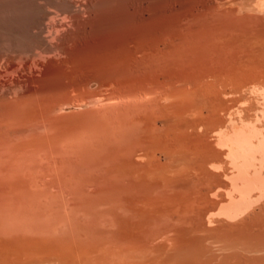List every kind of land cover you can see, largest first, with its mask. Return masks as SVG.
<instances>
[{
  "label": "bare ground",
  "instance_id": "6f19581e",
  "mask_svg": "<svg viewBox=\"0 0 264 264\" xmlns=\"http://www.w3.org/2000/svg\"><path fill=\"white\" fill-rule=\"evenodd\" d=\"M95 1L96 0H88L87 2L84 1L83 3L80 1L82 3V5L84 6L83 10H85V12L87 13V16L89 18L93 16V15H91V13L94 11V8H92V6L94 3H96ZM153 1H155V0H153ZM74 2L75 1H72L71 3H74ZM155 2L154 3L150 2L149 5L147 4L146 6H144L141 4L142 1L140 0L139 2H137V4L134 3L136 5V6L134 5L136 8H134V10L130 14L127 12L128 14L126 15V17L121 18V19L118 17L119 19H116V20L109 19V20H107V22H104V21L101 22V23L107 24V26H104L106 28L104 30H108V31H105L107 33L100 34L98 36H95L92 39L89 37L90 40L87 41L86 43H84L83 45L79 46L74 53H68L69 50H68V52H66L63 49L61 51V48L59 47L60 52L57 54L62 53V55L64 54L63 56L65 59L66 58H67V60L72 59V61H74V63L77 64L76 66H78V69L83 74L81 76H83L84 81L81 80V86H84L86 84L88 85V83H90L89 82L90 80H95L98 83V92L97 91L92 92L89 89H88L89 91H85L83 89V87L80 88L81 86L77 87L76 89L72 86L74 89L71 87V90L69 92H67V90H69V88H66V90L63 89V91H65L66 93L72 92V94H70V96L72 95V97H73V95L74 96L76 95L77 96L76 99L80 98L81 101L83 100L84 104H86V106L88 107L87 110L89 112L87 114H85L83 118H82V116H83L82 115L81 120H79L77 122V124H74V121H73L74 115L71 118L73 123H71V121L69 120L70 123L66 122L67 123V125H66L65 119L62 121V122H64V124H62V122H58V123L63 125V126H66L67 130L71 128V127L69 128V126L73 127L74 125H76L77 128H75V129L72 128V129L68 130V136H69L68 139L72 138L71 141L73 140V142H77L76 146L78 145L77 146L79 148L78 151L80 150L82 155H80L79 152H77V151H75V152H77L80 155V157L82 158V161L85 164V165L84 164H82V165L84 166V168L86 166V169H87V170L86 169H84V170L88 172V170L91 171L93 169L94 170L97 169L98 172L99 171H100V173L102 172L101 175H103V177L105 174V177L108 179L106 181V178H105L106 182H104L103 180H99L98 183H99V185L102 184L101 187L96 186L95 188L88 190V189H85V185L86 184L88 185V183L93 180V179L90 180V178H89L90 173H88L89 174L88 176L84 175V177H83V172H82L81 176H78V177L71 176L70 179H68L69 176L67 177V174H65V176L67 178L64 179V181L66 180V181H69V183H70V184L68 183L70 188L69 189L67 188L68 189L67 194L64 193V195L66 194L65 198H64V195L61 197V195L63 193L60 195L59 194L60 192L58 191V194H59L58 195L57 192H55V194L58 196L51 194V198H52V196H56V198L57 197H59V198L57 199V202H56V200L55 201L52 200L53 202L52 203L49 202V204L47 203V201L44 200L45 202H43L41 200L42 198L41 199L39 198V195L41 196L43 194V193L39 194V193H41L42 189L38 190L39 188H37V189L32 188L33 190H31L29 188L30 190H28V189L26 190V188L23 187V191H25V192L28 191L27 195L29 194L32 196L33 194H36V196H38V198L43 203L39 202L38 200H36V201H38L37 203H31L29 201L30 203H25L26 205H22V206H24L23 209H19V207H18V209L14 210V212L12 214L9 211L7 218L9 220L18 221L16 224L18 226V227H16V228H18V230L23 229L24 231H32V232H35L34 233L35 235H37L38 233H42V234H38L40 237H38L37 240L36 239L35 240H29V237L27 236L28 240H26V237H25V238H22V239L15 241V242H10L12 244H8V245L6 244V246H4L6 248L1 247V246H3V245H1L0 246V260L1 261H2V259H6V260H4V262H6L7 260L19 261V262L20 261L26 262L27 260H34V262H36L35 264H47V263L52 264V262H54V264L56 262H60L62 264L63 263H65V264H117L122 260L125 261V259L132 258L133 257L132 251L135 250L134 253L137 252L139 246H140V249L143 248V246H141L143 243H141V245H140V242H139L140 240L137 239L138 236L136 235L137 234L136 231H137V229H138V231H139V229H144L143 225H148L149 223H151L150 221H153L152 220L153 217H155L154 219H156V223H159V222H157L158 221L157 219L158 218L161 219L162 217L160 216V214H158V217H156L157 213L161 212V215L164 216L163 211L165 209L167 212H171V214L175 212V217H179L178 213L180 215L181 212L183 213V211H185V213H186V211L189 210L187 212L189 215V212L191 213V211H193V205L194 204H195L194 205L195 208H199V205H196V204H200L201 203L200 200L204 201V203L202 202L203 204H207V202L210 201L209 199H207L208 195L206 194V192H209V190L212 188V186H214L215 181L217 179L218 180L216 181L215 185L218 186L220 184V182H221L220 178L222 175L220 176V178L219 177H217V179L214 178V181H213L212 180L213 177L209 178L210 176L208 174L214 173L213 175H214V177H216L215 176L216 172L208 173V171H209L210 167H212L213 165H216L215 163L218 164L220 162V160H222V159L219 158V156H217L220 154H217L216 151L213 150L212 147H214V146L211 145L212 143L209 140V136H210L209 134L213 133L215 136V133H216L215 131H218L220 128L222 129L224 126V119H223V115L221 113L226 109L225 102H224V104L221 102L223 97L221 98L220 96L219 97L221 99L217 100L216 98L219 99V97H218V94L216 97V93H219L218 88H220L221 86L222 87L225 86L224 85V83H225L224 77L225 76H224V74H220L219 76L223 77V78L222 77L220 78V77H218V75L216 76L215 74H211L212 72L205 67V63L203 62L204 63L203 64L202 61H200V62L203 64V66H202V64L201 65L195 64V66H194V64L192 62L194 60V58H193L194 55L190 56V54L188 52L187 53L189 55L188 54L185 55L179 49H177V46L186 45V44L188 45L189 42L191 45L192 38L194 39V37L198 36L199 30H197V32L192 31L193 33L192 34L190 33L192 35V36L190 35V40H187L189 35H187V38H185V36L181 35L178 31V29L181 30L180 28L185 26V25H183V22H181L182 18L187 19L189 17H193V16L195 17V15L191 14V11L184 10L182 13V11L180 10V13H178L176 15L177 19L176 20L174 19L175 21H173L174 17H172V20H169V19H167L168 17H166V13H165V9H166L165 6H167L168 3H166L167 5L164 6L162 1H158L156 3ZM164 2H165V0H164ZM224 2H226V1H224ZM75 5H77V4L75 3ZM75 5H74V7L78 8ZM181 5L183 6V4H181ZM190 5H192V3ZM186 6H189V5H186ZM96 8L98 9V7H96ZM167 8H168V6H167ZM169 8H170V6H169ZM188 9H189V7H188ZM167 10H169V9H167ZM127 11H130V10H127ZM173 11H175V10L173 9ZM77 12H78V10H77ZM81 15H82V13H81ZM172 15H173V13H172ZM74 17L75 16L72 15L70 18L72 21V24L74 21ZM200 20H201V18H200ZM75 23L76 22L74 21V24ZM78 23L79 22L77 21V25H78ZM93 23H97V22L93 21ZM191 23H192V21H191ZM206 26H208V25H206ZM91 27H93L92 24H91ZM74 28H75V26H74ZM57 29H59V28H57ZM84 29H86V28H84ZM208 29H206L207 31H205L203 33H207ZM72 30H74V29L72 28ZM176 31H178V33H175ZM201 31H204V30H200V32ZM50 32L51 31H49V34H50ZM82 33H85V32H82ZM195 33H198V34H195ZM66 34H67V32H66ZM193 34H195L196 36L195 35L193 36ZM74 35L77 37L76 33ZM87 35H89V34H87ZM95 35H96V33H95ZM204 35L207 36L206 34H204ZM204 35H203V37H204ZM73 36H71V37H73ZM91 36H94V35H91ZM77 38H79V37H77ZM77 38H75V39H77ZM166 39H169L168 42L166 41ZM199 39L202 40V37H199L198 39L195 38L194 40L200 41ZM206 40H208V39H206ZM206 40H204V41H206ZM198 41H197L198 47H196L197 44H192V45H195L193 47L202 48V47H199L200 44L202 46L204 44V47H206L205 44L208 42L207 41L206 43H204L203 41H201L202 43H198ZM73 42H75V41H73ZM80 42H82V41H80ZM161 42H163L164 48H162V47L160 48ZM48 43H49V41H48ZM59 43L60 42H58V43L56 42V44H58V45H59ZM193 43H194V41H193ZM54 45H55V43H54ZM54 45H53V47H54ZM77 45H79V44H77ZM51 46L52 45L50 44V47ZM71 46L72 45H70V47H69L70 49H72ZM50 47L48 45V48H50ZM56 48H58V46ZM186 48H187V46H186ZM208 48H210V47H208ZM47 51H49V50H47ZM56 52H58V51L56 50ZM202 52H204V51L202 50ZM205 53L206 52H204V54ZM204 54H202V55H204ZM197 55H195V57H197ZM206 57H208V56L206 55ZM206 57L203 56V59ZM252 57H253V55H252ZM188 58H190L192 60H190ZM200 58L202 60V56H200ZM206 60H207V58H206ZM70 67H71V64H70ZM64 71H66V70L64 69ZM64 71H61V72H64ZM68 71H70V70H68ZM72 72H73V70H72ZM57 75H59V74H57ZM75 75H76V73H75ZM78 75H79V73H78ZM59 76H58V78H59ZM212 76H214V77H212ZM217 77H218L217 80L219 81L220 84L215 79ZM61 78L63 79V77H61ZM75 78H77V75H76V77H74V81H75ZM221 79H223V80H221ZM214 80H216V81H214ZM212 81H214L215 83H218V85H220V87L217 86L218 88H216V85L214 86V82H212ZM68 82H70V81H68ZM87 85L85 87L88 88ZM17 87H16V90H13L15 92H13L12 95L13 96L16 95V97L19 96V98L21 97L22 100H25L24 103L22 104L24 106L29 105L28 103L30 101H28V100H30V99L32 100V98H37V97L39 98L40 96L43 97V94L45 96L46 90L49 91L48 90L49 88H45V89H27L26 88V89L22 90L23 89L22 88L23 85H22V87L19 86V88L21 89L20 90L19 88L17 89ZM65 87H67V86H65ZM3 90L4 91H1L2 93H0V95H2V98H3V94L4 95L9 94L10 95L11 91L5 92V89H3ZM59 91H57V89H56V92H54L55 95L57 94L56 97H58L60 95V94H58ZM63 91H62L61 96H63V94L64 95L66 94V93H63ZM220 93H222V91ZM220 93H219V95H221ZM33 95L34 96L36 95V97H32ZM49 96H50V93H49ZM70 96H68V97H70ZM221 96H223V95H221ZM27 97L30 99H27V102H26L25 98H27ZM75 97L73 98V101H74ZM109 97L110 98L111 97L116 98L118 101H116V99H115V101H116L115 102L112 99V101L114 103H112V101L110 103L109 101H107V100H109ZM47 98H48V96H47ZM63 99H65V97H63ZM13 101L16 102L15 99H13ZM19 101L21 103L20 99H19ZM46 101H47V99H46ZM65 101L67 102V100H65ZM31 102H30V104H31ZM33 102H36V103H33ZM33 102H32L33 104L37 105V101H33ZM40 102H41V100H40ZM16 103H18V102H16ZM78 103L80 104V102H78ZM19 104H17V105H19ZM60 104H62V103H60ZM22 105H21V107H23ZM38 105H40V103ZM41 105H44V104L42 103ZM3 106H5V105H3ZM29 106L32 107V104ZM27 108L24 107L22 109H27ZM7 109H9V108H7ZM7 109H6V111H7ZM158 123H160V126ZM256 125H257V123H256ZM63 130L67 134L65 127ZM254 130H255V128L252 129L251 131L254 132ZM251 131L247 132V130H245L243 128H239V130H236V132H234L236 136L231 135V136H234V138L231 136L229 138V133H227L228 135L225 134V136H227L226 137L227 140L234 139V141L232 140L233 142L230 140L231 144H233L234 147H232L230 145V147L232 149L231 148H229L230 150L228 149V151H229L228 155H230V158L232 157V159H233L232 162H236L235 163L236 166L238 164V170H237L236 177L238 180H240V183H241V185H239V188L241 189L240 190L241 194H240V198L237 196L236 197H230L227 204L222 203V207L220 208L222 210L221 213H223L222 215L227 214V215L231 216V215L236 214V216H237L236 212H239V211L241 212V209L243 207L247 208L246 206L249 205L254 200V198L253 199L248 198L247 193H248L249 189L251 188L250 186H253L255 188L258 186V187H260V188H257L258 191L264 192L263 191L264 190V175L262 177V175L260 173L261 169L259 170V167L258 168L254 167L252 169V171L249 172L250 167L254 165V164L250 163V161H251L250 159L252 157L253 158L255 157L253 154L254 150H256L255 154H257V152H258V154H260L259 159L261 160L262 152L264 151V136L263 135H258V136L256 135V137H255ZM222 135H224V134H222ZM253 136L255 137V139H252ZM53 137H55V136H53ZM66 138H67V136H66ZM216 138H218V137H216ZM222 138H225V137L220 136V138H218V139H221V140H218V143H219V141L223 142ZM63 139H65V138H63ZM210 139H211V136H210ZM51 140H52V138H51ZM51 140H50V142H51ZM36 141H37V138H36ZM52 141H54V140H52ZM71 141H68V142H71ZM60 142H62V141H60ZM59 148H61V146ZM70 148L74 149L73 146L71 147V144H70ZM75 149H76V147H75ZM70 151H72V150H70ZM56 152H55V154L58 153V152L57 153ZM218 153H219V151H218ZM54 156H56V155H54ZM216 156H217V158H219L218 160H217ZM63 157H65V156H63ZM72 157L74 158V156H72ZM47 158H49V157H47ZM58 158H59V156H58ZM81 158L79 160H81ZM160 158H163V159L165 158V160L167 159L168 161L166 160L167 162L164 163L165 160L161 161ZM63 159H65V158H63ZM75 159H73V160H75ZM48 160H51V159H48ZM75 161H77V160H75ZM224 161H226V160H224ZM54 163H55V161H54ZM77 163H79V162H77ZM59 164H62L61 161H59ZM34 165H35V163H34ZM56 165H55V167H56ZM248 167H249V169H248ZM29 168H31V167H29ZM38 169H40V167ZM65 169H66V167H65ZM211 171H213V170H211ZM95 172L96 171H94L93 173H95ZM98 172L96 174H98ZM190 174H194L195 176H197L198 180L194 179L195 182L198 181V183H199L200 178L202 180H204V182H205V186L202 185L204 187L201 188V190H199L200 188L198 189V186H197L200 184L195 183V186L197 187V188L196 187L195 188L197 190L194 189L193 191L196 190V193H197V191L198 192L200 191L199 195L197 193V196L195 195V196H192V198H191L190 193L192 191L191 192L188 191L189 188L190 189L194 188V187L189 186V185L192 186L191 182H190L191 184L188 185L189 187L186 186L187 192L189 195H187V194L183 195V193H181V192H180V194L178 192V193H175V195H174L173 192H175L176 190H174V188L171 185H173V183H178V186H180L182 188V186L185 183H189V181H188L189 178L193 179V178H191L192 176L190 177ZM51 175H53V174H51ZM99 175L100 174H98L97 177H99ZM101 175H100V178H101ZM218 175H220V174H218ZM59 178H60V176H59ZM185 180H187V182H185ZM211 180L213 183L210 182ZM58 181L60 184V180H58ZM64 181H63V183L65 185L66 182H64ZM100 181L104 182V184L100 183ZM182 181H184V182H182ZM204 182L202 183V181H200L201 184H204ZM237 182L234 183L235 186H238ZM49 184H50V182H49ZM40 185H42V184H40ZM50 185H52V184H50ZM103 185H105V186H103ZM16 186H18V185H16ZM90 186H91V184H90ZM92 186L94 187L93 183H92ZM169 186L172 187L171 191H172V189L174 191L172 192V194H171V192L167 191L168 195L171 194L172 198H178V200L174 199L175 200L174 202H172L170 197H168V195L165 193L166 192L165 190H167V188H169ZM175 186H177V185H175ZM14 187L15 186H13V188ZM25 187H27V186H25ZM181 188H178V189L180 190ZM47 189H48V185H47ZM175 189H177V188H175ZM247 189H248V191H246ZM43 190L45 193V188ZM183 190L184 189H181V191H183ZM202 190H203V192L201 193ZM245 191L247 192L246 193L247 196L244 193ZM61 192H62V190H61ZM196 193H193V194H196ZM48 194L49 193H47L45 195H48ZM242 194H245V197H243ZM45 195H43V196H45ZM172 195H174V196H172ZM201 195H202V197H200ZM204 195H205V197H203ZM33 196L35 197V195H33ZM167 197L171 201L168 200V202H166L167 199H165V198H167ZM193 197H195V198L197 197V198L196 199L194 198L195 203H193L191 205L192 207H190V209H192V210L190 211V209H185L187 206L186 207H184V206L189 203L188 201L192 202ZM242 197H243V199H241ZM246 197H247V199H245ZM198 198H200V199H198ZM224 198H222V199L224 200ZM45 199H47V198L45 197ZM36 201H33V202H36ZM196 201H198V203H196ZM208 203L210 204L211 202H208ZM18 205H20V204L18 203ZM177 205H179V207ZM180 205H182L181 208L183 207L184 209H180ZM257 205H259V204H257ZM22 206H20V207H22ZM189 206H188V208H189ZM209 206L210 205H208L206 207L203 206V210L205 212L209 211L211 209V208H209ZM180 210H182V211H180ZM166 211H164L165 214L167 213ZM204 211H203V214H204ZM107 212L109 213V215ZM176 212H178V213H176ZM96 213L100 214L101 217H103V215H104V218H101L99 216L97 218V220L99 218H101L102 222H105V223L100 222L101 219L99 221L96 220V218H95ZM185 213H183V214L185 215ZM168 214L169 213H167V215ZM176 214H177V216H176ZM167 215H165V216H167ZM170 215H169V217H170ZM150 216L152 218H150ZM233 217H235V216H233ZM149 218H150V220H149ZM171 218H173V217H171ZM181 218L186 219L187 216H186V218H185V216L179 217V219H181ZM188 218H189V216H188ZM32 219H33V222H32ZM164 219H166V217ZM34 220H38V222L40 220V224H34ZM15 221H14V223H15ZM105 224H111L112 225V226L111 225H109V226L111 228L113 227L112 229L115 232L114 233L115 235L110 234L107 237L105 234V236H103V237L99 236V233H101V232H98L97 227H98V225H105ZM168 227H170V226H168ZM148 228H149V226H148ZM101 230H103V229H101ZM108 230H109V232H111V229H108ZM163 230H164V228H163ZM141 231L144 232L143 230H141ZM153 231L155 232V230H152V233H153ZM169 231H170V229H169ZM148 232H151V231H148ZM179 232H181V230ZM134 233H136L135 234L136 237L134 236ZM145 233H146V231H145ZM102 235H103V233H102ZM149 235H150V233H149ZM34 237L35 236H33V238ZM154 237H155V235H154ZM150 239H151V236H150ZM143 240H145V239H143ZM146 243H147V241H146ZM16 244H18V245H16ZM193 248H195V247H193ZM140 251H138V253ZM167 253H169V252H167ZM139 254L142 255V251ZM145 254H147V253H145ZM152 254H154V253H152ZM156 254L157 253H155L154 255H156ZM136 255H137V253H136ZM144 255H143V257H144ZM192 256H194V255H192ZM171 257L173 258V256H171ZM155 258L156 257H154L153 259H155ZM116 259H118L119 261H117ZM153 259H152V261H153ZM142 260H143V258H142ZM124 261H122L123 264H131L133 262V261H131L128 263H126V262L124 263ZM4 262H0V263L4 264ZM122 262H120V264ZM176 262L178 263V261H176ZM170 263L171 262H168V264H170ZM6 264H7V262H6Z\"/></svg>",
  "mask_w": 264,
  "mask_h": 264
},
{
  "label": "rangeland",
  "instance_id": "374dc122",
  "mask_svg": "<svg viewBox=\"0 0 264 264\" xmlns=\"http://www.w3.org/2000/svg\"><path fill=\"white\" fill-rule=\"evenodd\" d=\"M72 1H75V2L71 3ZM80 1L83 3L84 1L87 2L88 0L87 1L86 0L84 1L83 0H0V93H2L1 91H4L3 89H5V92L11 91L10 95L3 94V98H2V95H0V246L3 245L1 246L3 248H6L4 247L6 246V244L7 245L12 244L10 242H15L25 237H26V240H28V237H29V240H35V239L37 240L38 237H40L38 234H42V233H38V234L36 233L38 235L37 236L34 234L35 232H32V231H24L23 229L18 230V228H16L18 227L16 225L18 221L9 220L7 218L9 211L12 214L14 210L18 209V207L19 209H23L24 206L22 205H26L25 203H30V202L37 203L38 201L39 202L47 201L48 204L49 202L52 203L53 202L52 200L54 201L56 200L57 202V199L59 197L56 198V196H58L59 194L61 195L63 193L61 195L62 197L64 193L67 194V191L70 188L69 181H66V180L64 181V179H66L68 176H69L68 179H70L71 176H76V177L81 176L82 172H83V177L84 175L88 176L89 175L88 173H90L89 178L90 180L92 179L93 180L89 182L88 185L87 184L85 185V189H88V190H91L92 188H95L96 186L101 187L102 184L99 185L98 183L99 180H103L104 182H106L108 179L105 177V174L103 177V175H101L102 172L101 173L100 171L98 172L97 169L96 170L93 169L91 171L88 170V172L84 170L86 169V166L84 168V166L82 165L84 163L82 161V158L80 157V155L82 154L80 150L78 151L79 149L77 147L78 145L76 146L77 142H73V140L71 141L72 138L68 139L69 138L68 130L72 128L73 129L77 128L76 125H74L73 127L69 126V128L70 127L71 128L67 130L66 126H63L58 123V122H62L64 119H65V123L66 122L70 123L69 120L71 121V123H73L71 118L74 115L75 120L73 119V121H74V124H77V122L81 120V116L83 115L82 116L83 118L84 115L87 114L89 111L87 110L88 107L86 106V104H84L83 100L81 101L80 98L76 99L77 98L76 95H75L76 97L74 95L73 97L72 95L70 96L72 92L66 93L65 91H63V89L66 90V88H69V90H67V92H69L72 86L76 89L77 87L81 86V80L82 81L84 80H83V76H81L83 74L78 69V66H76L77 64L74 63L72 59L71 60H67V58L65 59L63 56L64 54L62 55V53L61 54H57V53L60 52L59 47L61 48V51L63 49L66 52H68L69 50L68 53H74L79 46L89 41L90 38L92 39L95 36L107 33L105 31H108V30H104L106 29L104 26H107V24L101 23V22L103 21L107 22V20L109 19L116 20L119 18L121 19V18L126 17L128 13L130 14L134 10V8H136L135 4H137V2H139L140 0H118V1L117 0H96L95 1L96 3H94L92 6V8H94V11L91 13V15L93 16L90 18L87 16V13L85 12V10H83L84 6L82 5ZM141 1H142L141 4L144 6H146L147 4L149 5L150 2L154 3L155 1L156 2L162 1L164 6L167 5L166 3H168L167 5L168 8L167 6H165L166 17H168L167 19L169 20H172V17H174L173 21L177 19L176 15L180 13V10L182 11V13L184 10L191 11V14H194L195 17L193 16L187 19L182 18L181 22H183V25L185 26L181 27L180 28L181 30L178 29L179 33L181 35H184L185 38H187V35H189L187 40H190V35L193 32H197V30H199L198 32L201 36L198 33H195V34H198V36L193 34V36L194 35L196 36L194 37V39L195 38L198 39L199 37H202V40L201 39H199L200 41L197 40L198 43H202L201 41H203L204 43H206L207 41L208 42L205 44L206 47H204V44L203 46L200 44L201 46L199 45V47H202V48H196L198 47L197 41H195L192 38L191 45L189 42L188 45L186 44V45L177 46V49H179L185 55H187L188 53L190 54V56L194 55L193 56L194 60L192 61L194 66L195 64L201 65L204 62L205 67L212 72L211 74H215L216 76L218 75V77L220 78L222 77V76H219L220 74H224L225 76L224 77L225 83L222 81L225 85L223 87L222 86L220 87V85H218L219 83V81L217 80L218 77L215 78L218 81V83L214 82L216 80L212 81L214 82V86L216 85V88H218L217 86L220 87L218 88L219 93L222 91V93L220 94L223 96L219 95V93H216V97L218 94V97L219 96L221 98L223 97L221 102L223 104L225 102L226 109L221 113L224 119V126L222 129L220 128L221 130L219 129L218 131H215L216 132L215 136L213 133L209 134L211 136V139L209 136V140L212 143L211 145L215 147V148L214 147L212 148L214 151H216L217 154H220L217 156H219V158H221L222 160H220L218 164L215 163L216 165H213L212 167L209 168L208 173L216 172L215 173L216 177H214L213 175L214 173L208 174L210 176L208 177L209 178L213 177L212 180L214 181V178L217 179V177L220 178V176L221 175L222 176L220 178L221 185L220 184H219L220 186L215 185L216 181L218 180L217 179L214 184L215 187L212 186L211 188L212 190L210 189L209 192H206V194L208 195L207 196L208 198L207 197L206 198L210 200V201L207 200L208 202H211L210 204L208 202L207 204H203L204 201L200 200L201 203L202 202L203 203L201 204L199 202L201 205L196 204V205H199V208H195L194 206L195 204H194L193 211H191L192 209H190V207H192L191 205L195 203L194 200L197 198V197L196 198L193 197L192 202L187 200L189 203L184 206V207L187 206L185 209H190L191 213L189 212V215L187 213L189 210H187L186 213L185 211H183L185 215L182 212H181L182 214L180 213V215L178 213L179 211L176 212L178 213L179 217L185 216L186 218L187 216L188 218L189 216L188 219L187 218L182 219L183 217L179 219V217H175V212L171 214V212H167L165 209L164 211L169 213L168 215L167 213L165 214L164 211H163L164 216L161 215V212L156 214V217H158V214H160V216L162 217L161 219L160 218L157 219L158 220L157 222L159 223H156V219H154L155 217L152 218L150 216V218H152L153 221H150L151 223L148 222L149 223L148 225H143L144 229H139V231L137 229L138 231V232L136 231L137 234L134 233V236L135 234L138 236L137 239L140 240L139 241L140 245L141 243H143L141 245L143 246V248L141 247L143 250L140 249V246H139L138 250L136 249L137 252L134 253L135 250L132 251V255H133L132 258H128V259H125V261L124 260L122 261H124V263L133 261L131 264H157V263L158 264H161V263L168 264V262H171L170 264H176L177 263L176 261H178L177 264H264V258H263L264 257V219H263L264 218V194H263L264 192L258 191L257 188H260L258 186L256 188L253 186H250L251 188L249 187L250 188L249 191L248 189L246 190L248 191V193L246 191L244 193L248 194V198H251V199L254 198V200L249 205L246 206L247 208L243 207L241 209V212L240 211L236 212L237 216L236 214L230 216L225 213H224L225 215H222L223 213H221L222 210L220 209L222 207V203L227 204L230 197L237 196L240 198V194H241V191H240L241 189L239 188V185H241V183H240V180H238L236 177L237 170H238V164L236 166L235 164L236 162H232L233 160L232 157L230 158V155H228V152H229L228 149L231 148L230 145L232 147L234 146L230 142L231 139L227 140L226 138L227 136H225V134L229 133V138H230L231 135L236 136L234 132H236V130H239V128H243L247 130V132L255 128L254 132L251 131L255 137L256 135L264 136V0H222V1L221 0H191V1L190 0H165V2L164 0H155V1L141 0ZM190 2L192 3V5H190L191 4ZM75 3L77 5H75ZM181 4H183V6ZM74 5L77 6L78 8L74 7ZM94 5L95 6L97 5L96 7H98V9ZM186 5H189V6H186ZM173 9L175 11H173ZM127 10H130V11H127ZM80 12L82 13V15ZM72 15L75 16L74 17V21L76 22L75 24H74V21L72 24V21L70 19ZM77 21L79 22L78 25H77ZM93 21L97 23H93ZM91 24L93 27H91ZM72 28L74 30H72ZM206 29H208L209 33L208 32L203 33L207 31ZM48 30L51 31L50 32L51 35L49 34ZM200 30H204V31L200 32ZM178 31H176L175 33H178ZM82 32H85V33H82ZM94 32L96 33V35ZM71 33L73 35L76 33L77 37L79 38H77L75 35L73 36ZM69 34L73 37H71ZM202 34L203 35L206 34L207 36L204 35L203 37ZM91 35H94V36H91ZM71 39L75 42H73ZM203 39L204 40L208 39V40L204 41ZM47 40L49 41V43ZM168 40L169 39H166L167 42ZM56 42L57 43L60 42L61 44L59 43L58 45L56 44ZM50 44L52 45L51 47H50ZM192 44H197V46L193 47L195 45H192ZM48 45L50 48H48ZM70 45H72L71 46L72 49L69 48ZM57 46L58 48H56ZM207 46L210 47L211 49L208 48ZM161 47L164 48L163 42L160 43V48ZM46 49L49 51H47ZM56 50L58 52H56ZM202 50L206 53L204 54ZM195 55H197V57H195ZM206 55L208 57H206ZM200 56H202V60ZM203 56H205L207 60L206 58H204L205 59L204 60ZM200 61H202V63ZM70 64H71V67H70ZM64 69L66 71H64ZM61 71H64V72H61ZM75 73L77 75V78H75V81H74V77H76ZM57 74H59L60 76ZM61 77H63V79ZM89 82L90 83H88V85L86 84L88 88L85 87L86 85L81 86L80 88L83 87L85 91L90 90L92 92H96V91L98 92L97 81L90 80ZM19 86L23 88L22 90L26 88L27 89L49 88L48 89L49 91L46 90L45 96L43 94V97L40 96L39 98L38 97L32 98V100L34 99L33 101H37V105L33 104L36 102H33L30 98L28 97L25 98L26 102H27V99H30L28 101L30 102L32 101L33 103L31 102L32 107L29 106L31 105L30 102L28 103L29 105L24 106L22 104L24 103L25 100H22V98L21 97L19 98V96H17L18 97L17 98L16 95L15 96L12 95V93L15 92L13 90H16V87L18 89ZM56 89L57 91L60 90L58 92V94H60L58 97H56L57 94L55 95L54 93L56 92ZM62 91L63 93H66L65 95L63 94V96H61ZM49 93H50V96H49ZM46 95L48 96V98ZM32 97H36V95L35 96L33 95ZM63 97H65V99H63ZM74 97H75L74 99L75 102L73 101ZM220 97L219 99L218 98L216 99L220 100L221 99ZM13 99H15V101L18 103L14 102ZM19 99L21 100V103ZM112 99L115 101L116 98L109 97V100L107 101L111 103ZM65 100H67V102ZM116 101L118 100L116 99ZM78 102H80V104ZM19 103L23 107H21ZM39 103L40 105H38ZM42 103L44 105H41ZM112 103L114 102L112 101ZM17 104H19L20 106ZM24 107L26 108L28 107V108L22 109ZM62 124H64V122H62ZM158 124L160 126V123ZM64 127H65V130L67 131V134L63 130ZM220 136H224L226 138V139L222 138L223 139L222 141L223 142L225 141L224 143L220 141H219L220 144L218 143V140H221V139H218L220 138ZM234 136H231V137L234 138ZM254 136L252 137V139H255ZM50 137L54 141H52ZM36 138H37V141H36ZM232 140L234 141V139ZM68 141H71V142H68ZM69 143L71 144V147L73 146L74 149L70 148ZM60 146L61 148H59ZM74 146L76 147V149ZM69 149L72 150L73 152L70 151ZM75 151L79 152L80 155ZM255 151L256 150L253 151V154L255 157L254 158L252 157L250 159L251 160L250 163L254 165L251 167L249 166L250 169L249 167L248 169L250 172L252 171L254 167L256 168L259 167V170L261 169L260 173L263 177L264 175V153L263 152L264 151L262 152L261 160L259 159L260 154H258V152L257 154H255ZM55 152L57 154H55ZM72 156H74V158ZM79 157L81 158V160H79L80 159ZM219 158H217V160ZM48 159H51V160H48ZM160 160L164 161L165 158L164 159L160 158ZM166 160L164 161V163L168 161ZM59 161H61L62 164H59ZM39 167L40 169H38ZM94 171L96 172L93 173ZM97 172L98 174L101 175L102 179L100 178V175L99 177H97L98 175L96 174ZM65 174H67V177L65 176ZM59 176L61 179L59 178ZM190 177L193 179L189 178L191 181L188 179L189 183H185V184L183 183L184 185L182 186V188L178 186V183H173V185L171 186L176 191L173 192L174 191L173 189L171 191L172 187L169 186V188L165 190L166 191L165 193L168 195L167 193L168 191V192H171V194L173 192L175 195V193L179 192L180 194L181 192L183 193V195H186V194L189 195L187 192L186 186H188L191 183H192V186L191 185L189 186L194 187V188L193 189L189 188L188 191L189 192L192 191L191 192L192 194L196 193L197 187L195 186V183H198V181L195 182L194 179L198 180L197 176H195L194 174H190ZM105 178H106V181H105ZM57 179L60 180V184ZM199 180L202 181V183L204 182V180H202L201 178ZM212 180L210 182H212ZM48 181L52 185H50ZM63 181L66 182L65 185ZM200 181L198 183L200 185H197L198 189L200 188L199 190H201V188L205 186V182L204 184H201ZM104 182L100 181V183H103V184ZM185 182H187V180H185ZM235 182H237L238 186L234 185ZM92 183L94 187L92 186ZM47 185H48V189H47ZM13 186L15 187L13 188ZM23 187L26 188V190L27 189L33 190L34 188L36 189L39 188L38 190L42 189L43 192L41 191V193H39V194L43 193L41 196L39 195V198L40 199L42 198L41 199L42 201L38 198V196H36V194H33L35 195V197L29 194L28 196L27 195L28 191L27 192L23 191ZM43 187L45 188V193H44ZM178 188H181L184 190L181 191V189L179 190ZM194 189L196 190L193 191ZM203 190L201 191V193L203 192ZM58 191L60 192L59 194H58ZM46 192L49 194L45 195L47 194ZM55 192H57L58 195H56ZM199 192L197 191L198 195H199ZM191 193H190L191 198L192 196H195V195L197 196V193L193 195ZM51 194L56 195V196H52L51 198ZM171 194L168 195V197H170L172 202H174L175 200H178V198H172ZM245 194H242V196L245 197ZM65 195H64V198H65ZM45 197L49 201L45 199ZM168 197L165 198L167 199L166 202L170 200ZM200 197H202V195ZM203 197H205V195ZM221 197L222 198L225 197L224 200ZM243 197L241 199H243ZM245 199H247V197ZM33 201H36V202H33ZM18 203L20 205H18ZM196 203H198V201H196ZM205 205L206 206L210 205L209 208H211L209 211L206 210L207 212L203 210V206L206 207ZM177 206L179 207V205ZM181 206L182 205H180V209H184L183 207L181 208ZM203 211H204V214H203ZM96 214H95V218L97 220V218L99 216L101 217V215L98 213ZM165 217L166 219H164ZM101 218H104V215ZM101 218H99L97 221H99ZM32 222H33V219H32ZM100 222H102V219L100 220ZM102 223H105V222H102ZM34 224H40V220L39 222L38 220H34ZM109 225L111 224L98 225L97 227L98 232H101L99 233V236L103 237L106 234V236L108 237L110 234L115 233L112 229L113 227L111 228ZM108 229H111V232H109ZM141 230H143L144 232H142ZM152 230H155V232L153 231L152 233ZM180 230L182 233L179 232ZM148 231H151V232H148ZM33 236L35 237L33 238ZM150 236H151V239H150ZM140 250L142 251V255L139 254L141 253ZM138 251L140 252L138 253ZM152 253L154 254L157 253V254L154 255ZM171 256H173V258ZM154 257L156 258L153 259ZM4 260L6 259H2V261L0 260V262H4ZM116 260L119 261L118 259ZM6 262L7 264H33V263L35 264L36 263L34 262V260H27L26 262L7 260ZM6 262H4V264H6ZM120 262L117 264H120ZM52 264H54V262H52ZM55 264H62V263L56 262ZM121 264H123V262Z\"/></svg>",
  "mask_w": 264,
  "mask_h": 264
}]
</instances>
